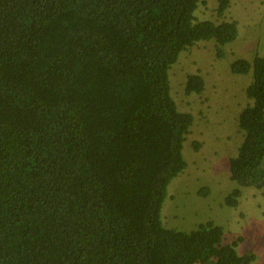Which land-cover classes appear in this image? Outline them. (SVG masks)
Segmentation results:
<instances>
[{
  "label": "trees",
  "instance_id": "obj_1",
  "mask_svg": "<svg viewBox=\"0 0 264 264\" xmlns=\"http://www.w3.org/2000/svg\"><path fill=\"white\" fill-rule=\"evenodd\" d=\"M215 1L220 20L197 18L199 0H0V264L254 261L213 222L182 232L161 220L193 125L169 71L199 43L221 58L237 37L230 0ZM230 69L251 81L229 176L260 190L264 55ZM204 86L187 74L184 93Z\"/></svg>",
  "mask_w": 264,
  "mask_h": 264
},
{
  "label": "rangeland",
  "instance_id": "obj_2",
  "mask_svg": "<svg viewBox=\"0 0 264 264\" xmlns=\"http://www.w3.org/2000/svg\"><path fill=\"white\" fill-rule=\"evenodd\" d=\"M215 8V0H199L196 17L217 20ZM223 19L237 24V37L223 47L221 58L213 42H203L183 52L169 71L172 96L179 111L192 115L193 125L182 150L187 168L169 184L161 220L164 227L182 232L213 222L223 228L226 243L238 242L239 255L252 254L251 264H264V188L241 187L230 180L228 170L242 140L237 119L251 81L250 73L233 74L230 66L264 55V4L230 0ZM195 73L203 77L204 91L187 96L186 75ZM236 190L237 206L225 205Z\"/></svg>",
  "mask_w": 264,
  "mask_h": 264
}]
</instances>
